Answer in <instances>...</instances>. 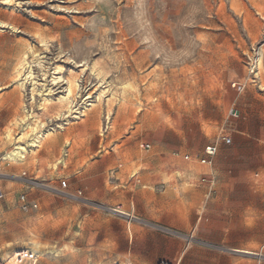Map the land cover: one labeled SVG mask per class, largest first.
Segmentation results:
<instances>
[{"label": "rangeland", "instance_id": "374dc122", "mask_svg": "<svg viewBox=\"0 0 264 264\" xmlns=\"http://www.w3.org/2000/svg\"><path fill=\"white\" fill-rule=\"evenodd\" d=\"M12 3L0 0V248L16 244L7 255L35 250L31 241L37 238L42 255L37 264H136L122 228L137 220L115 212L125 210L115 182L122 176L115 171L125 168L130 177L146 156L204 170L215 181L213 196L264 198V147L234 144L237 131L264 135V74L256 67L257 59L264 63V0ZM34 51L39 60L32 58ZM23 52L30 55L25 72L32 69L37 81L34 103L31 79L20 87L13 74ZM68 82L78 84L71 111L63 108L57 118L54 106L42 114L45 94L57 100ZM25 114L40 116L43 133H57L55 142L47 139L36 157L27 154L22 164H11L2 160L13 148L3 135L13 128L18 136L23 122L11 124ZM222 137L232 142L224 144ZM216 144L211 163L199 166L205 148ZM99 154L114 156L102 182L69 179L73 167L80 169ZM185 155L192 163L183 160ZM185 186L187 192L195 190ZM252 222L249 217L247 223ZM167 234L179 252L156 264H226L245 256L215 243V237H198L193 229ZM260 240L264 244L257 235ZM253 249L259 256V247Z\"/></svg>", "mask_w": 264, "mask_h": 264}, {"label": "crops", "instance_id": "0c3cea01", "mask_svg": "<svg viewBox=\"0 0 264 264\" xmlns=\"http://www.w3.org/2000/svg\"><path fill=\"white\" fill-rule=\"evenodd\" d=\"M243 142L264 147V135L253 136L247 131H237L234 144L239 145ZM214 146L218 151L217 144ZM143 149H149V146L144 145ZM185 156H188V159H185ZM185 156L183 160L192 163L191 156ZM203 156L204 151L201 159ZM157 157L160 156L142 158L141 168L130 177L127 176L125 168L115 171V175L122 176L116 177L115 182L120 189V195L126 199V201L122 199L120 209H125L121 210L125 213L124 216L137 220L129 221L128 226L122 228L125 235L128 234L130 238L129 255L132 256L133 261L136 264H156L158 261L175 259L179 252V244H175L167 233H185L193 229L202 239L215 237L217 238L215 243L223 246L226 243L229 245L228 248L245 254L240 260L226 264H264L263 241H256L257 235L264 239V198L250 195L242 198L213 196L215 181L209 178L207 172L202 169H191L187 164L174 167L170 159L163 162ZM105 158L107 161L105 160V164L102 165L100 160ZM199 161V166H208L200 164ZM113 162V155L99 154L98 159L92 158L86 166L80 169L77 166L73 167L69 179L102 182V175L105 174L107 165ZM129 164L131 163L129 162L127 167ZM158 173H163L167 177L169 175L170 180L162 181ZM175 174L178 175L174 176ZM202 178L207 181L202 183ZM65 185L63 181L62 186ZM185 185L194 187L195 190L187 192ZM236 204L244 207L237 208ZM258 204L263 208L256 207ZM249 217L253 221L250 224L247 223ZM111 223L106 224L107 230ZM133 236L134 242L131 241ZM253 247H259V256ZM200 264L217 263L201 262Z\"/></svg>", "mask_w": 264, "mask_h": 264}, {"label": "bare ground", "instance_id": "6f19581e", "mask_svg": "<svg viewBox=\"0 0 264 264\" xmlns=\"http://www.w3.org/2000/svg\"><path fill=\"white\" fill-rule=\"evenodd\" d=\"M15 1V0H2V2L6 5H11L13 4L12 2ZM29 1V0H28ZM22 2H17V4H21ZM24 4V3H23ZM11 7V6H10ZM13 16V15H12ZM16 17V16H15ZM44 36V35H43ZM36 37L39 38V34H36ZM45 37V36H44ZM41 39V38H40ZM41 43H43V40L40 41ZM46 43V42H45ZM41 45V44H40ZM25 50V48H24ZM29 50V49H28ZM40 50V49H39ZM30 51V50H29ZM33 51V49H32ZM32 55V58L34 59H37L38 56L36 54V51L32 52L31 53ZM37 57V58H36ZM30 58V55H29V52H23V54L20 56V58L18 59V62L17 64L15 65L14 69H13V74H14V77L17 78V86H24V84L26 83L25 81L31 79L32 81V89H31V103H34L36 101L35 99V96H36V92L38 91L36 89L37 85H36V82L34 81L33 79V73H32V69L29 68V70L27 72H25V66L28 64V60ZM44 59V58H43ZM39 60V59H37ZM40 62V61H39ZM37 62V63H39ZM42 62V60H41ZM43 63V62H42ZM32 64V63H31ZM30 65V64H29ZM44 66V65H43ZM31 67V66H29ZM41 67V66H40ZM256 67H257V70L258 72H263L264 74V63H263V59L262 58H259L257 59L256 61ZM42 68V67H41ZM48 68V67H47ZM60 68V67H58ZM41 70V69H40ZM58 70V69H57ZM45 71V70H44ZM87 71V70H86ZM43 72V71H42ZM61 73V72H60ZM71 73V72H70ZM69 73V74H70ZM96 73V72H95ZM260 73H258L260 75ZM45 74V73H44ZM64 75V74H63ZM25 76V77H24ZM57 76V75H56ZM262 76V75H261ZM24 77V78H22ZM70 77V76H69ZM36 78V77H35ZM69 80V78H68ZM67 80V81H68ZM72 80V79H71ZM70 81V80H69ZM42 82V81H41ZM62 82V81H61ZM77 82V81H76ZM79 82V81H78ZM131 82V81H129ZM64 83V82H63ZM16 84V83H15ZM67 84V83H66ZM129 84V83H128ZM127 85V84H126ZM16 86V85H15ZM44 86V84H43ZM124 86V85H123ZM122 86V88H123ZM263 86V85H262ZM58 87V86H57ZM127 87V86H126ZM128 87H130L128 85ZM127 87V88H128ZM133 87V86H132ZM137 87V86H136ZM135 87V88H136ZM44 88V87H43ZM66 88V87H65ZM125 88V87H124ZM123 88V89H124ZM127 88H126V91H127ZM78 89V84L77 83H72V82H68V85H67V88H66V93L63 95V96H60L58 97L57 100L51 98V97H48L46 94L45 96L43 97V102L42 104L40 105L41 107V110H42V114H46V112L48 111L49 108H52L55 106V116L58 118L60 117L61 113H62V110L63 108H65L67 110V112H70L71 111V99L74 98V93L75 91H77ZM129 89V88H128ZM23 90V89H22ZM51 90V89H50ZM55 90V89H54ZM125 91V92H126ZM129 91V90H128ZM134 91V89H133ZM138 91V89H137ZM20 92V91H19ZM41 92V91H40ZM121 92V91H120ZM78 93V91H77ZM103 92H100V95H97L98 96V102L100 101V97H101V94ZM52 94V93H51ZM139 94V93H137ZM23 95V94H21ZM107 95V94H106ZM19 96V95H18ZM51 96V95H50ZM88 96V94H87ZM86 96V97H87ZM90 96V94H89ZM111 96V95H110ZM118 96V95H117ZM38 97V96H37ZM53 97V96H52ZM76 97V96H75ZM91 97V96H90ZM114 97V96H113ZM108 98V97H107ZM112 98V97H110ZM40 99V98H39ZM88 99V98H87ZM96 99V98H95ZM106 99V98H105ZM118 99V98H117ZM139 99H140V96H139ZM17 100V98H16ZM29 100V99H28ZM82 100V99H81ZM89 100V99H88ZM113 101V99H112ZM127 101V100H126ZM141 101V100H140ZM18 102V101H17ZM87 102V101H86ZM106 102V101H105ZM120 102V101H119ZM138 102V101H136ZM101 103V102H100ZM99 104V103H98ZM122 104V103H121ZM137 103H135L136 105ZM74 104H72L73 106ZM76 105V104H75ZM108 105V104H107ZM24 106V105H23ZM79 106V105H78ZM91 107H94L95 106V103H90ZM118 106V105H117ZM84 107V105H83ZM138 109L140 108V105H137L136 106ZM25 108V106H24ZM78 108V107H77ZM95 108V107H94ZM86 110H89V109H86ZM86 110H84L82 112V115L84 117V114H86ZM95 110V109H94ZM96 111V110H95ZM98 111V110H97ZM96 111V112H97ZM108 111V109H107ZM39 112V111H38ZM41 112V111H40ZM78 112V111H77ZM19 113V112H18ZM35 113V112H34ZM75 113V111L73 112ZM80 113V112H79ZM94 113V112H93ZM98 113V112H97ZM101 113V112H100ZM107 113V112H106ZM69 113H67L68 115ZM72 114V113H71ZM91 114V113H90ZM96 114V113H95ZM76 117V116H75ZM79 117H76V119H78ZM15 119V120H14ZM14 122L11 124L12 126L15 127V125L18 124L19 121L23 122V125L21 126V131L19 133L18 136L14 137V135L12 134L13 133V128H8L7 131L5 132V134L3 135V139L4 141L13 146L12 150L8 151L5 155H4V158L2 157V160L3 161H6L8 163H11V164H22L23 162H25L26 160V155H30L32 157H36L37 155V152H39L41 149L44 148L45 144H46V140L48 139H51L52 142L54 141V138L56 137V134L54 132H51V131H48L46 133H43V131L41 130V127L45 125V123L40 119V116H36V115H29V114H25L22 118H14ZM26 119H29V120H32L31 122H26ZM75 119V118H74ZM82 119V118H81ZM59 122V121H58ZM60 123V122H59ZM21 124V123H20ZM72 124V123H71ZM56 125V123H55ZM63 125V124H62ZM60 127V126H59ZM62 127V126H61ZM57 128V127H56ZM65 128V126H64ZM58 129V128H57ZM63 129V128H62ZM66 129V128H65ZM4 132V131H3ZM61 134V133H60ZM58 136V135H57ZM2 137V136H1ZM55 142V141H54ZM28 146H30V149L28 150ZM36 160V159H35ZM63 163V166L65 165V162H62ZM52 166L55 168L57 166V164L53 163ZM134 174V172H133ZM119 214H124L122 211H115ZM128 214V213H126ZM131 218V217H130ZM29 235V234H28ZM32 235V234H31ZM29 240V239H28ZM37 240V238H36ZM33 240L31 241V247L34 248L35 250H33L32 252L36 253L37 254V257L38 259L40 257H42V255L38 252V249H39V240ZM16 244L14 243H11V242H8L4 245V247L0 248V259L1 260H4L6 259V257L8 256L6 254V250L7 249H10L11 247L15 246ZM4 251V252H3ZM57 252V251H56ZM14 253V252H13ZM43 253V252H42ZM52 254V253H51ZM70 258V257H69ZM76 262V261H75ZM74 261L71 260V262H69V264H75ZM102 264V263H101ZM103 264H107V263H103Z\"/></svg>", "mask_w": 264, "mask_h": 264}, {"label": "built area", "instance_id": "2783aa9c", "mask_svg": "<svg viewBox=\"0 0 264 264\" xmlns=\"http://www.w3.org/2000/svg\"><path fill=\"white\" fill-rule=\"evenodd\" d=\"M221 141L224 144H230L231 143V139L229 137H222ZM216 152H217L216 146L206 147L204 150V156L199 161L200 164L209 165L211 163V158L216 154ZM185 159H188V156H185ZM201 182L205 183L206 179L202 178ZM2 198H3V193H2V190L0 188V201L2 200ZM21 201H24L23 197H21ZM25 207H26V204L23 205V208H25ZM34 207H36V206L34 205ZM37 262H38L37 254L32 252L31 250H28L25 248L18 249L14 253H12L10 256H7L6 259L0 260V264H37ZM113 264H122V263L115 262Z\"/></svg>", "mask_w": 264, "mask_h": 264}]
</instances>
